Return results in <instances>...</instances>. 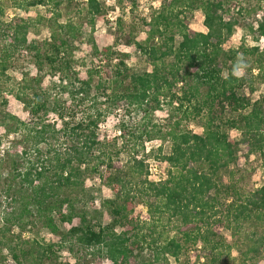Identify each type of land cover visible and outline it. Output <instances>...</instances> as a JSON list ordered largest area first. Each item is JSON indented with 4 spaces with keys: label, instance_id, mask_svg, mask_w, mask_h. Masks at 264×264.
Returning a JSON list of instances; mask_svg holds the SVG:
<instances>
[{
    "label": "trees",
    "instance_id": "1",
    "mask_svg": "<svg viewBox=\"0 0 264 264\" xmlns=\"http://www.w3.org/2000/svg\"><path fill=\"white\" fill-rule=\"evenodd\" d=\"M17 1L29 9L72 0ZM236 2L162 0L150 19H143L145 41H134L150 66L143 71L129 66L128 54L112 46L100 49L94 40L90 48L107 58L80 68L74 55L79 28L71 20L59 22L60 11L49 18L16 14L6 20L0 6V184L10 198V209L7 203L1 213L0 264H8L5 250L16 264H71L60 261L59 252L76 248L98 252L110 264H171L170 257L178 259L193 247L201 249L203 264H229L234 245L225 230L237 236L234 244L244 262L264 258V182L245 191L231 176L225 179L241 143L228 128L242 132V142L248 152L261 155L264 169V94L253 98L255 82L264 84V45L244 40L238 47L224 46L240 24L232 11ZM257 3L263 10L257 28L249 21L243 25L260 34L254 41L264 36V0ZM85 4V24L94 25L106 7L99 0ZM197 9L204 13L207 31L190 25L186 13ZM237 11L251 9L240 5ZM37 23L50 28L47 38H29ZM118 23L123 25L122 17ZM20 56L37 71L11 75ZM241 67L247 72L240 75ZM12 100L23 105V117L14 112ZM165 101L171 107L169 122L153 124ZM118 110L139 112V118L135 128L120 121V134L111 143L101 138V125ZM191 121H199L203 131L189 128ZM129 139L139 149L125 162L115 160L128 151ZM155 139L159 142L147 147ZM167 142L170 149L164 152ZM150 158L168 164L158 180L149 178ZM91 176L104 177L114 190L106 201L112 215L108 224L78 206ZM39 225L60 239L25 237Z\"/></svg>",
    "mask_w": 264,
    "mask_h": 264
},
{
    "label": "rangeland",
    "instance_id": "2",
    "mask_svg": "<svg viewBox=\"0 0 264 264\" xmlns=\"http://www.w3.org/2000/svg\"><path fill=\"white\" fill-rule=\"evenodd\" d=\"M20 1V0H19ZM106 7V11L97 16L94 25H87L85 22L89 19L87 12L86 0H72L70 4L64 1L60 6H55L53 2L47 3V5H39L31 7L29 9L20 8L17 6V0H0V6H2L6 12L4 18L6 20L10 19L12 16L19 14L23 17H37L38 14L42 16L48 15V18L55 12H61L62 16L59 18V22H65L71 20L75 23L76 28H79V35L75 42V58L77 60V65L82 68L85 67H95L101 64V59H106L107 56L102 54L101 56L96 55L89 46V41L94 40L97 46L102 49L104 47H113V51H118L120 54H128L126 57L129 66L137 71H143L149 69V63L146 60L144 54H142L139 48L134 44V41H145L148 36L147 28L145 27L143 19L149 20L153 10L159 8L162 0H99ZM121 1V2H120ZM236 9L234 14L239 18L240 24L237 25L233 35L226 41L224 46L226 48L238 47L244 40L249 45L259 44L263 47L264 36H261L260 41H254L255 37H260L258 32H248L243 25L246 21H249L255 25L257 28V20L263 15V10L258 7L257 0H238L234 4ZM250 8L251 12L246 13L244 11L239 14L237 11L239 6ZM55 13V15H56ZM190 20V25L198 31H207V27L204 25V13L201 9L195 10L193 13H186ZM118 17H122L123 25L120 26L118 23ZM53 24L55 20L51 19ZM47 22V21H46ZM50 35V28L44 23H37L30 30V39H44ZM180 36L177 37V41H180ZM121 56V55H120ZM77 66V67H78ZM36 66L30 62L29 58L25 56H20V60L15 68L10 69L9 73L15 77H21L22 71L30 70L36 72ZM255 73L257 69H254ZM247 70L244 67L239 68L238 74H244ZM103 73V72H101ZM100 75L97 74L95 77V83L99 80ZM49 79V78H48ZM256 91L253 93V98L256 99L264 94V84L260 81L255 82ZM178 87L176 88V90ZM247 90V88H246ZM248 91V90H247ZM97 89L94 88V93ZM100 99H103L102 97ZM12 106L14 112L23 117L25 111L23 105L16 100H12ZM170 105L167 102L162 103V108L157 110L152 116V123L159 126L167 125L169 122ZM139 118V112L133 111L128 114L123 110H118L110 113L107 121L101 125V138L108 142H112L114 136L120 134V121L124 120L128 126L135 128L136 120ZM176 120V117L173 121ZM187 124L184 122L183 125ZM189 128L196 132H202L203 127L200 125L199 121H191L188 123ZM164 129V128H163ZM228 132L232 138L236 141L241 142L238 154V160L231 164L230 169L232 174L228 171L225 174V179L230 181L231 176L233 181H235L242 190L252 191L253 189L260 187L264 182V169L262 166V158L259 153H250L246 144L242 142V132L237 128H228ZM114 141V140H113ZM159 141L157 139L152 140L147 143V147H151L157 144ZM119 147L122 143V139L116 142ZM113 149L115 147L111 145ZM139 149V145L136 144L134 140H128V151H122L115 160L125 162L129 157L136 153ZM170 149V143L167 142L164 145V152H168ZM157 153V152H155ZM146 162L149 163V167L152 168L151 177L158 179L160 175L167 172L168 164L153 158L147 159ZM2 183V181H0ZM3 184H0V227L2 224L1 213L6 208L8 203V209H10V198L6 199L3 190ZM78 206H86L90 209L91 216L95 219L94 221H101L103 224H108L112 220V215L109 212L106 201L114 197V190L105 182V178L99 176H91L85 181L83 191L79 194ZM142 204L139 205V208ZM146 208L143 207L142 212H140V217L142 220L146 219L148 216ZM172 223L166 228H171ZM118 229H121L120 227ZM158 230H162V226L159 225ZM248 231H251L252 227L247 225ZM175 230V229H174ZM147 231V230H144ZM174 231H170V235H173ZM224 234L230 238V243L233 246L231 249V256L229 257V264H264V258L259 260H247L244 262L239 255L237 246L234 244L237 241V236H231L229 230H225ZM25 237L35 238L38 240H59L60 237L47 228L34 227L33 230L25 232ZM242 245V244H241ZM246 249V246H242ZM225 253H227L228 248H221ZM201 249L193 247L188 252H184L178 259L170 257L171 264H203L204 258L199 259L201 255ZM3 255L7 260L8 264H16L13 260L11 254L8 251H4ZM227 256V254H226ZM60 261H69L71 264H110L105 258L100 257L98 252L95 255L89 254L87 250L79 251L77 248L74 252L68 250H62L59 252Z\"/></svg>",
    "mask_w": 264,
    "mask_h": 264
},
{
    "label": "built area",
    "instance_id": "3",
    "mask_svg": "<svg viewBox=\"0 0 264 264\" xmlns=\"http://www.w3.org/2000/svg\"><path fill=\"white\" fill-rule=\"evenodd\" d=\"M86 1H87V0H86ZM150 172H152V168H151V167H150ZM151 176H152V175H151V173H150V174H149V178H150V179H153V180H158V179H159V178H158V179H154V178H152Z\"/></svg>",
    "mask_w": 264,
    "mask_h": 264
}]
</instances>
